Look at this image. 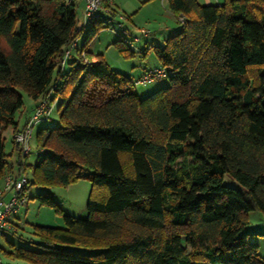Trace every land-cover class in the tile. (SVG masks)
<instances>
[{
	"label": "trees",
	"instance_id": "16d2710c",
	"mask_svg": "<svg viewBox=\"0 0 264 264\" xmlns=\"http://www.w3.org/2000/svg\"><path fill=\"white\" fill-rule=\"evenodd\" d=\"M77 5L0 0V177L29 167L3 136L27 123L17 122L24 91L34 108L60 99L59 124L37 132L31 183L91 181L85 217L38 193L64 226L34 225L37 248L4 253L24 264H264L244 230L250 211L264 214V0H168L184 20L153 48L169 82L145 97L101 55L92 61L88 43L111 17L83 25ZM114 44L130 52L126 38Z\"/></svg>",
	"mask_w": 264,
	"mask_h": 264
},
{
	"label": "rangeland",
	"instance_id": "374dc122",
	"mask_svg": "<svg viewBox=\"0 0 264 264\" xmlns=\"http://www.w3.org/2000/svg\"><path fill=\"white\" fill-rule=\"evenodd\" d=\"M120 1L124 2L123 4L126 5V8H117L113 3L111 4L104 0L102 10L104 13L113 16L114 19L112 18L111 23H106V27L98 31L97 35L89 41L88 47L90 46L93 49L92 52L94 55H101L111 69L130 77L135 92L140 97H145L155 90L165 87L169 80L162 79L147 83H137L141 75V69L144 67H161L153 48L162 46L168 36L177 33L181 29L182 24L173 13V17L169 19L165 10L161 8V4L156 3V1L151 5H148L149 1H140L139 3L137 0ZM213 1L214 3L222 4L225 0ZM105 8L112 12L106 11ZM77 13L81 20L83 13L82 2H79L77 5ZM171 22H174L176 27L171 34H165V32L159 30V28H164L166 23L170 24ZM87 29V26H84L83 31L76 39L80 46H82L86 37ZM140 29L148 30L150 34L141 35V33H139ZM123 30H127L132 34H134V31L139 30V32L134 35L140 37V43L135 41L132 36L123 35ZM122 38L128 40L127 45L130 52L127 54H123L118 49V46L114 44L117 40H122ZM72 50L74 51V49ZM21 94L25 106L31 99L24 91H21ZM52 98L53 95H51V99ZM59 104L60 99H56L52 103L49 100V105L52 107L50 118L40 120L33 127L30 140L31 152L27 157L29 167L25 173L26 179L30 181L26 184V190L24 191L28 200L26 204L13 214V216L11 215L9 217V220L14 224L16 230H7L3 235H0V256L5 262L24 264V262L19 259H10L9 256L4 253V251L8 252L12 249L10 244H13L15 247L37 248V246L33 244L38 241V237L34 233V225L64 226L62 215L57 213L54 207L41 204L36 199L38 193L49 192L57 205L67 214L78 217H85L87 215L86 202L91 190V181L88 177L83 176L67 185L41 186L31 183L33 180L32 167L37 161L39 149L36 138L37 132L43 127H52L59 124ZM9 134L8 130L3 132V136L5 137V151L7 154H10L12 151L11 137ZM13 155L9 158L14 159L15 155ZM6 174L9 173H5L0 177V190L3 188L4 176ZM231 183L240 187L236 181H232ZM244 230L253 234L250 236V239L259 244L260 255L264 258V214L258 210L250 211L249 221Z\"/></svg>",
	"mask_w": 264,
	"mask_h": 264
},
{
	"label": "built area",
	"instance_id": "2783aa9c",
	"mask_svg": "<svg viewBox=\"0 0 264 264\" xmlns=\"http://www.w3.org/2000/svg\"><path fill=\"white\" fill-rule=\"evenodd\" d=\"M82 1H83V13H82L83 25L84 24L86 25L90 21L99 19L101 17L99 11L103 7L102 5L104 3V0H82ZM105 1L111 4L113 3L112 0H105ZM105 10L109 12L111 11L106 8ZM110 20L111 18H106V23H109ZM183 20L184 18L180 16L179 21L182 22ZM140 32L141 35H146L148 33V31L145 29H141ZM122 33L128 36H132V38L135 40L138 38V36L130 33L127 30H123ZM75 46H76V41H74L71 44V46L67 50H65L63 58L60 62L61 65H63L66 59L71 56V51ZM82 55L84 56L83 52ZM83 59L85 62L87 63L89 62V60L86 57H83ZM166 77H167V72L163 67L143 68L138 83H147V82H152L154 80H162L165 79ZM51 108L52 107L49 105V95H48L47 98L42 99L39 102V104L34 108L24 128L21 131L13 134V138L21 147L23 155L28 156L31 152L30 140L34 125L42 119H47L51 114ZM26 183H27L26 175H21L17 177L9 173L4 176V185L3 188L0 190V235L6 229L11 228V224L9 223V217L13 215L20 207L26 204L28 199L26 195L22 193V189ZM5 194L6 195L8 194V197H4ZM0 264H2L1 256H0Z\"/></svg>",
	"mask_w": 264,
	"mask_h": 264
},
{
	"label": "crops",
	"instance_id": "0c3cea01",
	"mask_svg": "<svg viewBox=\"0 0 264 264\" xmlns=\"http://www.w3.org/2000/svg\"><path fill=\"white\" fill-rule=\"evenodd\" d=\"M140 1H143V2H146V1H149L148 2V5H151L152 3H155L154 1H156V3H160L161 4V8L163 9V10H165V13H167V15L169 16V19H171L172 17H173V14H172V11H171V9L169 8V5H168V0H137V2L139 3ZM159 1V2H158ZM198 1V3L199 4H218V3H214V1L213 0H197ZM77 2L79 3V2H82L83 3V1L82 0H77ZM112 2H113V4L117 7V8H126V5H124L123 3L124 2H121L120 0H112ZM215 2H217V1H215ZM150 3V4H149ZM147 5V4H146ZM168 9V10H167ZM170 9V10H169ZM170 11V12H169ZM99 13L102 15V17L100 18L101 20L102 19H104V17L106 16V14L104 13V11L101 9L100 11H99ZM111 17V20H110V22L109 23H111L112 22V18L114 19V17L113 16H110ZM116 19H117V17H116ZM79 20H80V17H79ZM81 22H82V17H81V20H80ZM175 23L173 22H171L170 24H167L166 23V25L164 26V28H159V30H161V32H165V34H171V32H173L174 30H175ZM141 30V29H140ZM148 31V30H147ZM139 32V30H136V31H134L133 33L135 34V33H138ZM131 33V32H130ZM139 33H141V32H139ZM148 34H150V32L148 31V33L146 34V35H148ZM164 38V37H163ZM140 37H138L135 41H137L138 43H140ZM82 48V46H80V44L77 42V40H76V46H75V48H74V51L72 50L71 51V54H72V57L70 58V59H68V60H66V63H68V62H70L71 60H73V59H75L76 57H77V55H78V52H79V50ZM88 52H90V53H92V61L93 62H97L98 61V58L93 54V52H92V48L89 46V47H87V49H86ZM68 68V66L66 65L65 66V68H64V70H66ZM143 69V68H142ZM142 69H141V71H142ZM34 105H35V103H34V101H29V103L27 104V105H25L23 108H22V110L18 113V115H17V122H18V127L19 128H21L25 123H26V121L29 119V117L31 116V114H32V111H33V108H34ZM6 130H8L9 131V135H10V137L12 138V136H13V133L11 132V130H10V128H8V129H6ZM11 149H12V144H11ZM3 179V178H2ZM4 197H8V194L6 195L5 194V196ZM13 216V215H12ZM9 222H11L10 220H9ZM12 223V222H11Z\"/></svg>",
	"mask_w": 264,
	"mask_h": 264
}]
</instances>
